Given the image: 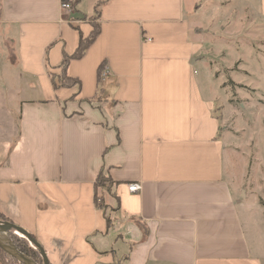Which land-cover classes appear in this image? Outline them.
Returning a JSON list of instances; mask_svg holds the SVG:
<instances>
[{
    "label": "crops",
    "instance_id": "obj_1",
    "mask_svg": "<svg viewBox=\"0 0 264 264\" xmlns=\"http://www.w3.org/2000/svg\"><path fill=\"white\" fill-rule=\"evenodd\" d=\"M62 1L2 0L0 214L51 264H264L201 84L216 81L203 74L215 54L205 27L231 0H107L96 21L103 0H71L69 21ZM94 23L97 38L64 68ZM52 75L75 83L56 89ZM100 174L120 202L110 228L95 206Z\"/></svg>",
    "mask_w": 264,
    "mask_h": 264
},
{
    "label": "rangeland",
    "instance_id": "obj_2",
    "mask_svg": "<svg viewBox=\"0 0 264 264\" xmlns=\"http://www.w3.org/2000/svg\"><path fill=\"white\" fill-rule=\"evenodd\" d=\"M251 6L247 5L250 4ZM75 5L74 12L75 14ZM205 13L208 4L202 2ZM211 6V5H210ZM237 6L232 16V7ZM245 6H247L245 8ZM262 0H231L221 22L205 27L214 47V84L201 79L215 96V115L227 126L228 175L242 204L244 227L256 255L264 253V14ZM204 14H201V21ZM209 43V42H208ZM5 46L0 41V55ZM209 88H211L209 90ZM209 90V91H208ZM210 96V97H212ZM7 238H10L9 234ZM15 264L0 253V264Z\"/></svg>",
    "mask_w": 264,
    "mask_h": 264
},
{
    "label": "trees",
    "instance_id": "obj_3",
    "mask_svg": "<svg viewBox=\"0 0 264 264\" xmlns=\"http://www.w3.org/2000/svg\"><path fill=\"white\" fill-rule=\"evenodd\" d=\"M107 0H103L96 4L95 6V16L93 17V20H99L100 16V7L102 4H104ZM81 0H79L78 3H80ZM1 6H2V0H0V13H1ZM100 32L99 25L93 24V31L90 37L87 39H84L81 37L78 49L76 53L65 59L63 67L65 68L69 62L70 59H78L81 58L88 47L95 41L97 38L98 34ZM103 67L100 68L99 71V76L101 77V72H102ZM52 82L53 86L58 89L60 87H68L71 86L72 84L75 83V81L71 78H68L63 75V77H57L55 75H52ZM115 185L112 184L109 178L105 177L103 174H100L97 178L96 184H95V206L98 209H102L104 212L105 220L107 222V226L110 228L115 221L116 217L115 214L119 210V198L115 194L114 191ZM105 195H108L109 197H112V203H110ZM0 221L4 222H11L8 218L0 214ZM12 223V222H11ZM10 240L13 242L15 245L16 249L21 252L22 254L26 255L27 257L33 259L36 263L38 264H43V259L40 255V252L35 249L30 243L24 239L23 237H20L14 232L9 233ZM35 239L36 237L31 234ZM0 253L4 257H8L10 260H12L15 264H20L17 260L14 258L10 257L6 252H4L0 248ZM6 264V263H2Z\"/></svg>",
    "mask_w": 264,
    "mask_h": 264
},
{
    "label": "water",
    "instance_id": "obj_4",
    "mask_svg": "<svg viewBox=\"0 0 264 264\" xmlns=\"http://www.w3.org/2000/svg\"><path fill=\"white\" fill-rule=\"evenodd\" d=\"M14 232V234L26 239L30 245L40 252L43 259V264H51L47 256L46 251L42 245L31 234L11 222L0 221V248L6 252L10 257L17 260L20 264H38L33 259L19 252L10 238H7L8 234Z\"/></svg>",
    "mask_w": 264,
    "mask_h": 264
},
{
    "label": "built area",
    "instance_id": "obj_5",
    "mask_svg": "<svg viewBox=\"0 0 264 264\" xmlns=\"http://www.w3.org/2000/svg\"><path fill=\"white\" fill-rule=\"evenodd\" d=\"M74 12V3L73 1H62L60 5V13L62 18H67L66 20L69 21L72 17ZM69 19V20H68ZM102 78L104 79L107 75H109V70L104 66L102 69ZM129 191L131 193H137L141 191V184H130L128 185Z\"/></svg>",
    "mask_w": 264,
    "mask_h": 264
}]
</instances>
